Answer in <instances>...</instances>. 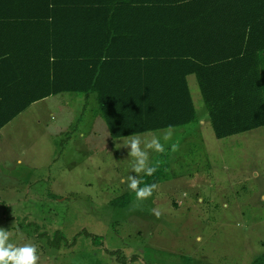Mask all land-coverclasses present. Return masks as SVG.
Wrapping results in <instances>:
<instances>
[{
	"label": "rangeland",
	"instance_id": "374dc122",
	"mask_svg": "<svg viewBox=\"0 0 264 264\" xmlns=\"http://www.w3.org/2000/svg\"><path fill=\"white\" fill-rule=\"evenodd\" d=\"M188 79L201 120L171 128L167 142L169 128L138 134L161 137L166 149L150 151V164L166 168L143 201L127 187L138 175L127 137L110 135L95 93L67 92L19 116L2 135L0 228L37 244L39 264L254 262L264 253V126L217 138L198 81ZM61 118L68 129L57 133ZM20 156L50 163L24 176Z\"/></svg>",
	"mask_w": 264,
	"mask_h": 264
},
{
	"label": "trees",
	"instance_id": "16d2710c",
	"mask_svg": "<svg viewBox=\"0 0 264 264\" xmlns=\"http://www.w3.org/2000/svg\"><path fill=\"white\" fill-rule=\"evenodd\" d=\"M0 17L37 48L0 54V128L65 92L95 93L114 138L180 128L201 120L190 75L217 138L264 126V0H0Z\"/></svg>",
	"mask_w": 264,
	"mask_h": 264
},
{
	"label": "clouds",
	"instance_id": "9594fccd",
	"mask_svg": "<svg viewBox=\"0 0 264 264\" xmlns=\"http://www.w3.org/2000/svg\"><path fill=\"white\" fill-rule=\"evenodd\" d=\"M171 126L162 139L167 142L171 139ZM123 146H130V172L138 175H128V189L135 193L137 201H143L152 196L155 184L144 183L141 174L152 176L157 167L150 164V151L164 153L165 144L161 137L153 136L151 139L142 138L139 135L127 136L123 139ZM119 148V147H118ZM175 146H173V150ZM141 184L143 186L141 187ZM153 213L159 217L161 212L153 209ZM40 250L37 244L28 242L17 244L13 242L10 230L0 228V264H39Z\"/></svg>",
	"mask_w": 264,
	"mask_h": 264
},
{
	"label": "crops",
	"instance_id": "0c3cea01",
	"mask_svg": "<svg viewBox=\"0 0 264 264\" xmlns=\"http://www.w3.org/2000/svg\"><path fill=\"white\" fill-rule=\"evenodd\" d=\"M1 18V17H0ZM10 23H0V54L3 56V54H5V52H20V53H26L29 51H36L37 48L34 47L31 49V43L30 41L24 40L23 37L26 38H32L31 35H33L31 33V35L27 34L25 31L21 30V29H12L9 28ZM30 38V39H31ZM24 57H20L18 59V61L13 60L12 63L16 66V67H20L21 63L26 62V55H23ZM29 59V56H28ZM30 61V60H29ZM1 75V74H0ZM67 93V92H65ZM64 93H59L57 95H51L49 97L43 98L41 100H38L36 102H34L32 105H30L27 109H25L24 111H22L21 113H19L17 116H15L10 122H8L7 124L3 125L0 128V153H3V150L7 148L6 146V141L7 140H3L2 139V135H4V133H7V127H9L11 124L16 123V120L18 119L19 116H21L22 114L28 113L31 109L38 107L39 105L43 104L41 107L44 109L45 106H47V104L52 101L55 97H58L60 95H62ZM53 106H54V102H53ZM1 112H5L2 111L0 109ZM48 113L52 114L53 110L52 109H48ZM60 122L63 123L62 118L59 121H55V123L53 124L54 129L56 130L57 133L60 132H65V129H68V127H65L64 125H60ZM65 127V128H64ZM15 132H19L21 129L18 125V123L15 125ZM48 154H50V152H48ZM17 163L19 165H22V168L24 166H26L25 170L29 167V169H31V173H33V168H38V166H42V168H44V165L46 163H50V161H47L43 164V161H39V160H32L30 159L29 162H25L21 156L19 159L16 160ZM0 163H1V158H0ZM52 164H50L51 166ZM24 176L28 175V169L25 171H22ZM30 175V174H29ZM30 190V189H29Z\"/></svg>",
	"mask_w": 264,
	"mask_h": 264
}]
</instances>
